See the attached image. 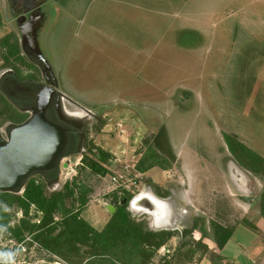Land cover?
I'll list each match as a JSON object with an SVG mask.
<instances>
[{
	"label": "rangeland",
	"instance_id": "374dc122",
	"mask_svg": "<svg viewBox=\"0 0 264 264\" xmlns=\"http://www.w3.org/2000/svg\"><path fill=\"white\" fill-rule=\"evenodd\" d=\"M59 2L40 47L69 99L64 106L71 112L88 109L99 119L87 127L82 153L91 156L92 146L111 158L100 177L82 170V159L76 164L82 153L69 157L72 168H63L59 184L48 192L60 190L64 180L82 179L93 189L82 217L101 229L111 214V194H103L111 175L125 170L137 176L140 158L155 146L156 136L161 148L170 146V152H159L170 165L140 171L138 191L146 189L166 203L172 220L145 210L147 198L140 202L144 209H135L132 199L128 210L143 211L150 230L176 234L163 246L165 255L158 249L149 264L164 258L171 264L210 261V238L202 239L207 249L196 244L200 225L211 236L213 223L232 227L259 213L263 181L234 160L225 136L236 135L264 157V0ZM0 12V38L9 32L19 37L5 0ZM2 64L0 57V73L11 69ZM18 68L27 74L25 66ZM153 185L169 195L158 196ZM34 210L28 217L36 222L41 215ZM9 211L11 223L22 218L15 207ZM24 237L25 251L15 257L19 242L0 231V264H71L44 250L32 234Z\"/></svg>",
	"mask_w": 264,
	"mask_h": 264
},
{
	"label": "trees",
	"instance_id": "16d2710c",
	"mask_svg": "<svg viewBox=\"0 0 264 264\" xmlns=\"http://www.w3.org/2000/svg\"><path fill=\"white\" fill-rule=\"evenodd\" d=\"M2 23L0 12V27ZM0 57L3 59L2 66L10 67L21 78L30 77L29 71L34 65L22 54L14 32L0 38ZM18 65L27 68L26 75L21 73ZM26 117L27 113L18 111L0 92V127L6 123L19 122ZM154 139L155 148L148 146L138 163L139 171L146 172L154 165L164 168L170 165V160L159 153L163 148L170 152L168 142L166 147L161 148L159 138L155 136ZM225 141L234 160L259 177L264 185V157L241 142L236 135L226 134ZM88 149L91 156L83 153L82 170L86 169L90 174L100 177L105 176L108 169L104 164L109 162L111 155L100 148L93 150L90 146ZM153 188L160 197L169 195L167 191L156 190V185ZM92 191V187L77 176L65 181L60 190L51 193L44 182L33 178L27 182L21 194L0 193V231L5 229L17 242L22 241L26 233L32 234L33 240L38 241L44 250L71 264L113 263L111 259L107 261L108 257L127 264H149L157 250L175 236V230L153 231L148 228L145 218L136 220L128 210L133 194L125 190L111 193L110 204L115 210L101 229L95 228L81 214ZM123 199H126L125 203H122ZM11 207L22 212V218L14 224L11 223ZM31 207L35 208L34 215H41L36 222L28 217ZM260 213L264 217V186L260 194ZM56 216L59 219L56 220ZM212 225L211 236L199 226L202 235L196 242L197 246L208 248L202 240L204 237L210 238L218 249L223 248L229 240L233 226L225 227L218 223ZM210 251V262L213 264L217 254ZM185 253L193 254V251L187 249ZM162 264L171 263L164 258Z\"/></svg>",
	"mask_w": 264,
	"mask_h": 264
},
{
	"label": "water",
	"instance_id": "95a60500",
	"mask_svg": "<svg viewBox=\"0 0 264 264\" xmlns=\"http://www.w3.org/2000/svg\"><path fill=\"white\" fill-rule=\"evenodd\" d=\"M37 23L40 22L20 27V48L40 69L43 82L20 80L12 69L0 74V92L11 104L29 114L21 123L0 128V193L21 194L34 176H41L47 188L53 189L59 184L63 160L83 151V134L77 140L73 132V127L81 124L68 121L61 110L63 99H69L59 90L55 71L41 51L34 26ZM81 109L93 115L90 110ZM65 166L63 162L62 167ZM149 200L150 207L146 208L158 213L160 205L156 198ZM125 202L123 199L122 203ZM107 208L110 213L115 210L111 204Z\"/></svg>",
	"mask_w": 264,
	"mask_h": 264
},
{
	"label": "flooded vegetation",
	"instance_id": "af4514ba",
	"mask_svg": "<svg viewBox=\"0 0 264 264\" xmlns=\"http://www.w3.org/2000/svg\"><path fill=\"white\" fill-rule=\"evenodd\" d=\"M5 2L7 5V8H8V11L11 14L12 19L14 21L15 27L17 28L18 33H19V35H18L19 37H17L19 45H20V40H21L20 27H24L28 23L33 24L37 21L40 23L39 24L37 23V25L34 24V26H36L35 28H36V32H37V40H38V43L40 45L41 33L43 32L44 27H45L46 23L48 22V20L53 16V13L59 7V4H60L59 0H5ZM39 18H40V20H39ZM33 65H34V68L29 71L31 74L29 78H21L17 75L18 78L20 80L34 79V80H37L39 82H43L40 69L35 64H33ZM63 100L66 101V99H63ZM15 108L20 112L27 113V112L21 111L17 107H15ZM78 108L81 110V112H71L70 110H68L64 106V102H63V106H62L61 110L63 111L64 116L66 117V119L68 121H74L75 120L76 122H78V124L79 123L81 124L80 126L78 125L75 128L73 127V132L76 134L77 140H81L82 137H80L79 134H83L84 138L82 141V148H83V151H86L85 144H86L87 134L89 132L87 127L90 124H92L94 121H98L99 119L94 114L93 115L85 114L84 111L81 109V107H78ZM28 116H29V114L27 113V117L25 119H23L19 122H11V123H13V124L21 123V122L25 121L28 118ZM83 153H82V157H83ZM70 157H72V156H70ZM62 164H63V162H62ZM62 164H61V171L63 169ZM33 178L36 180H41L42 182H44L41 176H34ZM33 178H31V179H33ZM59 182H60V178H59ZM44 184H45V182H44ZM45 186H46V184H45ZM46 188H47V186H46ZM144 199H146V198H144ZM144 199H142V200H144ZM158 211H159L158 212L159 214H162L161 206L159 207ZM164 219L166 220L167 216H165Z\"/></svg>",
	"mask_w": 264,
	"mask_h": 264
},
{
	"label": "crops",
	"instance_id": "0c3cea01",
	"mask_svg": "<svg viewBox=\"0 0 264 264\" xmlns=\"http://www.w3.org/2000/svg\"><path fill=\"white\" fill-rule=\"evenodd\" d=\"M165 216H167V220H172L169 212L165 215L162 209V214H159V217H161V220H165ZM246 217L233 226L231 237L223 248H216L215 243L211 239L206 241L212 245L211 250L217 254L213 264H264V217L260 213V208L259 213L250 215L249 219ZM241 228L243 230H239ZM174 238L175 236L165 246L169 245ZM228 245H231V248ZM204 262L211 264L210 261H203L200 264ZM180 264L187 263L182 261Z\"/></svg>",
	"mask_w": 264,
	"mask_h": 264
},
{
	"label": "built area",
	"instance_id": "2783aa9c",
	"mask_svg": "<svg viewBox=\"0 0 264 264\" xmlns=\"http://www.w3.org/2000/svg\"><path fill=\"white\" fill-rule=\"evenodd\" d=\"M69 159V157L65 158L63 160V162L66 164V166L64 167V170L66 169H71L72 168V164H70V162H67ZM82 159V154L81 156L79 157L78 161L76 162V164H79L81 163ZM75 164V165H76ZM76 167V166H74ZM121 172L119 171H114V173L111 175L110 179H109V184L108 186L105 188L103 194L105 195H109L113 192H120V191H127V192H130L133 194V197L132 199H134L136 196L140 195L143 190H139V184H138V181H137V177H138V174L140 175L141 172L140 171H137V170H134L136 173H137V176L136 175H131L129 173V175L131 176H128V174L126 175V172L125 170H120ZM74 174H76L75 170H74ZM135 174V173H134ZM133 176V177H132ZM64 181H67V180H64ZM131 199V200H132ZM132 213V212H131ZM133 217L136 219V220H140V219H143V211L141 212H137V213H134L132 214ZM24 240V239H23ZM22 240V241H23ZM11 241V240H10ZM20 241L19 243L16 244V247H15V251H14V256L17 257L20 253H23L25 251V246L23 245V242ZM12 242V241H11ZM161 248V249H160ZM159 248V253H162L160 255H165V253H163V246ZM13 256V257H14ZM162 257V256H161ZM8 262V261H7ZM9 263H11V261H9ZM59 264V263H58ZM151 264H160L159 261H156V259L154 260V262H152Z\"/></svg>",
	"mask_w": 264,
	"mask_h": 264
},
{
	"label": "bare ground",
	"instance_id": "6f19581e",
	"mask_svg": "<svg viewBox=\"0 0 264 264\" xmlns=\"http://www.w3.org/2000/svg\"><path fill=\"white\" fill-rule=\"evenodd\" d=\"M39 3V2H38ZM37 3V4H38ZM39 20H40V18H39ZM81 137V136H80ZM234 182V181H233ZM151 197H153L154 198V196L150 193V192H148V190H146V189H143V192L140 194V195H138V196H136L133 200V207L134 208H138V207H140V208H143V207H141L140 206V202H141V200H142V198H148V199H151ZM157 200V199H156ZM158 201V205H160L161 207H162V209H163V211H164V214L166 215L167 214V212H169L168 211V208H167V205H166V203H164V202H162V201H160V200H157ZM159 206V207H160ZM144 209V208H143ZM143 209H140V210H143ZM158 209V208H157ZM145 210H147L148 211V209L147 208H145ZM148 212H150V213H152V214H155L156 215V219H159L158 218V216H159V213H157V212H151V211H148ZM155 223H156V221H155ZM169 221L167 222H163V224H166V225H169ZM156 226H159V225H156Z\"/></svg>",
	"mask_w": 264,
	"mask_h": 264
}]
</instances>
